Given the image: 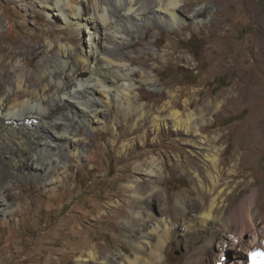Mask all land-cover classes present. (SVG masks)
Masks as SVG:
<instances>
[{
	"label": "rangeland",
	"instance_id": "1",
	"mask_svg": "<svg viewBox=\"0 0 264 264\" xmlns=\"http://www.w3.org/2000/svg\"><path fill=\"white\" fill-rule=\"evenodd\" d=\"M180 5L186 18L182 24L145 26L123 45L129 60L156 77L154 86L136 78L134 92L144 107L142 118L137 112L107 109L92 101L113 123L86 131L77 118L78 125L66 122L85 140L79 158L64 159L67 168L54 188H46L41 176L21 171L11 178L14 166L0 154L1 175L12 183L7 194L12 210L0 212V264H101L108 248L129 251V234L135 228L125 220L143 206V199L127 187L133 181L143 193L157 186L163 196L152 191L154 213L177 219L180 229L184 224L174 209L176 195L189 191L194 204L198 193L204 194L193 174L199 168L204 176L207 164L197 148L192 149L194 127L218 149L222 183L229 170H239L228 178L235 185L227 190L230 208L239 204H244L242 209L255 204L264 208V0H182ZM199 8L203 15L192 17L191 11ZM147 13L140 16L148 18ZM44 15L36 0H0V31L5 36L0 62L7 71L17 57L28 58V66L36 69L47 39L70 37L68 30ZM9 22L13 29L6 32ZM7 52L11 57L4 58ZM173 110L183 119L192 113L191 118L204 121L191 130H178L170 121ZM56 113L63 122L64 112ZM153 117L160 121L157 127L151 124ZM152 156L160 162L159 174L137 172V162H148ZM190 209L199 210L196 205ZM185 231L174 233L167 242L164 264H196L189 255L202 237ZM248 238L253 246L264 240ZM89 249L96 251V260L80 263L77 257Z\"/></svg>",
	"mask_w": 264,
	"mask_h": 264
},
{
	"label": "bare ground",
	"instance_id": "2",
	"mask_svg": "<svg viewBox=\"0 0 264 264\" xmlns=\"http://www.w3.org/2000/svg\"><path fill=\"white\" fill-rule=\"evenodd\" d=\"M181 1L36 0L39 11L57 22L58 27L68 30L70 37L47 39L42 49L43 57L36 69L28 66V58H13L10 71L3 68L2 60L0 62V154L7 156L14 166L16 173H12L11 178L21 171L41 176L46 188H54L67 168L64 159L67 156L79 158L85 140L82 134L72 131L73 128L69 130L66 122L78 125L74 120L77 118L81 124H85L86 131L105 128L113 123V119L106 120L102 109L92 103L94 100L107 109L116 107L126 113L137 112L142 118L144 107L134 92V86L138 84L136 78L148 86H154L156 77L152 70L148 71L129 60L122 48L131 33L145 26L164 24L172 27L182 24L186 18L181 10ZM143 12H148L150 16L143 18L140 16ZM203 13L201 8L193 9L191 16L199 19ZM12 29L13 24L10 23L6 32ZM3 32L0 31V53L4 49L1 44L5 37ZM3 57H11V52ZM57 110L62 114L64 112L63 122H58L61 118L57 117ZM190 116L195 115L188 113L183 119L178 110H173L170 121L174 128L184 131L204 121L203 118L192 119ZM151 124L157 127L160 121L153 117ZM199 130L194 127L190 141L194 143L192 149L196 147L197 153L207 163L204 165L206 176L201 175L199 168L193 171L201 189L204 188V194L198 193V201L194 204L189 199V191L176 195L174 209L181 215L184 225L177 229V219L165 213H154L152 191H158L159 198L163 196L157 186H151L143 193L138 183L133 181L127 187L133 195L143 199V206L130 211L132 219L128 216L125 220L135 228L129 234L132 245L129 251L121 247L108 248L100 260L101 264H164L167 242L174 233L187 229L196 238L202 237L200 244L189 255L192 260L197 259L196 264H215L220 260L217 250L224 247L230 264H234L245 257L241 248L246 249L247 253L254 247L247 243L248 236L252 237L251 240L264 239V208L256 204L253 209L250 206L242 209L244 204L230 208V191L227 190L232 185L228 178L238 174L239 170H229L227 180L222 183L223 178L218 170L220 153L212 141L197 135ZM42 159L46 161L42 162ZM136 170L156 176L161 170L160 162L156 156H152L148 162H137ZM3 176L0 170V212L6 213L12 210L7 200L8 188L12 187V183L11 179ZM193 205L199 210H191ZM257 217L260 219L258 223ZM236 238L239 239L238 244L235 243ZM236 246L240 250L235 249ZM77 260L80 263L94 261L96 251L89 249Z\"/></svg>",
	"mask_w": 264,
	"mask_h": 264
},
{
	"label": "clouds",
	"instance_id": "3",
	"mask_svg": "<svg viewBox=\"0 0 264 264\" xmlns=\"http://www.w3.org/2000/svg\"><path fill=\"white\" fill-rule=\"evenodd\" d=\"M35 119H36V118H35ZM27 120L29 121L30 119H27ZM27 120H26V121H27ZM31 122H35V123H37V121H33V120H31Z\"/></svg>",
	"mask_w": 264,
	"mask_h": 264
}]
</instances>
